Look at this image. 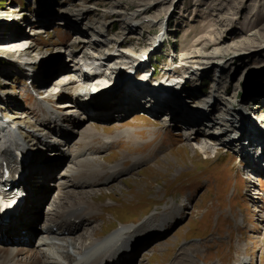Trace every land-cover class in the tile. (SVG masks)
Returning <instances> with one entry per match:
<instances>
[{"label":"rangeland","instance_id":"rangeland-1","mask_svg":"<svg viewBox=\"0 0 264 264\" xmlns=\"http://www.w3.org/2000/svg\"><path fill=\"white\" fill-rule=\"evenodd\" d=\"M62 14L66 15L65 25L78 30H71L76 37L93 34L94 40L84 45L76 44L73 48L70 30H56L59 29L57 24L62 27L64 22V19L55 22L59 20L57 15ZM45 16H48L47 22L42 19ZM69 19L71 22L67 24ZM77 20L81 27L77 26ZM13 33L23 39L19 44L25 47L22 53L18 49L20 47L9 45V42L18 40L12 36ZM61 42L68 45L61 46ZM29 43L31 47H26ZM261 47H264V0H0V89L4 90L0 92V117L2 120L10 119L15 129L21 127L23 134L28 135L23 139L27 146L32 148L33 140L34 143L38 141L33 136L44 134L49 137L39 138L37 150H44L46 146L58 150L63 147L61 153L68 156V143L65 145L64 138L59 137L62 145L50 144L59 138L53 132L56 130L54 126L48 125L45 129L43 110L37 107L38 100H48V106L57 110L60 109L58 104L69 100L67 95L74 96L79 107L91 102L114 105L121 100L124 92L119 93L122 89H127V92L133 89L129 83L133 68L139 63L145 68L155 65L159 74L170 77L169 85L163 84L162 87L175 89L178 85L174 87V83L180 85L178 87L181 88L176 89L179 96L175 101L184 105L190 113L187 114L189 119L191 112L199 115L200 108L209 104L213 117H217L210 124L202 117L200 122L187 124L206 128L209 125L208 131L217 136L218 129L226 127L220 122L225 124L231 120L235 128L224 132L222 129L221 137L225 138L227 133L234 136L240 133L238 129L243 130L244 137L238 138L240 140L234 146L242 148L238 152L226 146L217 147V138L213 142L202 134L185 139L145 112L134 115L133 111V116L128 119L130 122L125 123L120 119L113 122L112 116L105 117L111 119L102 116L83 122L77 119L75 129L94 122L95 125H91L95 126L94 131L90 133L95 134L93 151L105 169L122 160V167L127 171L113 182L90 189L98 205V214L71 237L77 238L85 228L94 226L96 236L101 238L111 235L114 229L126 227L120 226L123 223L132 229L133 225H144L153 213L157 217L162 215L165 207L170 205L179 207L174 218L180 216L182 219L178 218L169 235L154 241L160 243L158 246L155 243L148 253L143 248L136 261L135 257L131 258L129 264H184L188 256L189 264H236L242 257L246 258L243 264H259V261L264 262V180L261 177L253 181L248 179L241 153L246 146L256 147L264 157V48ZM73 49L77 51L73 53ZM90 50L92 52H87ZM84 51L88 55L102 56V59H87L89 64L85 71L92 77L87 82L81 81L80 88L88 93L85 95V91L73 89L74 83L59 92L61 88L57 84L64 78V71L56 72V64L85 67L79 57ZM148 52V58L144 57ZM218 55L224 60L216 65L212 62ZM70 59L75 63L71 64ZM109 60L112 61L108 63ZM16 63L37 67L34 66L36 69L27 77L25 69L19 70ZM199 65L203 67L199 69ZM93 70H99L100 76L89 73ZM35 75L37 82L30 85V79L33 80ZM74 77L80 80L78 75L74 74ZM39 90L47 95L39 96ZM154 91L161 93L158 89ZM51 93L54 97L50 96ZM59 95L66 99H59ZM98 95L100 98L94 99ZM212 98L217 99V103L210 102ZM160 100L166 103L170 96H163ZM211 105L217 107L215 111L223 109L221 116L214 114ZM36 109H40L38 115L34 114ZM75 109L71 112L81 117L82 111L78 107ZM237 111H245L243 123L236 117ZM165 115L168 112L165 111ZM35 128H41L42 133ZM100 136L109 137L114 142L103 150L105 144ZM76 140L77 135L72 143ZM48 156L52 157L51 151ZM136 161L139 163L132 167ZM255 162L254 158L250 159L249 167L257 168L258 163ZM60 163L58 161L51 166L53 162L50 161L44 166L56 168ZM36 164L41 166L38 159ZM61 169L62 165L48 179L52 187L45 194V199L53 193L52 190H56L54 183L56 175L62 174ZM79 196L89 200L85 193ZM45 199L42 206L48 200ZM101 206L102 214L96 220ZM173 207V211L169 210L171 214ZM46 208L44 205L43 210ZM36 220L34 226H39L35 229L39 232L45 220L41 215L36 216ZM35 236L39 237L32 233L26 237L36 241ZM29 244L26 247L30 252L37 248L36 242Z\"/></svg>","mask_w":264,"mask_h":264},{"label":"bare ground","instance_id":"bare-ground-1","mask_svg":"<svg viewBox=\"0 0 264 264\" xmlns=\"http://www.w3.org/2000/svg\"><path fill=\"white\" fill-rule=\"evenodd\" d=\"M47 17L45 16L42 19H44L47 22L48 21V19H46ZM44 20L42 22H44ZM60 21L61 20L59 19L58 21L55 22L59 23ZM70 22L71 21L69 19L67 20L66 23L68 24ZM13 35L17 37L18 40L15 39L16 42L15 41L9 42L10 43L9 45L14 46L12 48L20 47L18 49L22 53V50L25 49V47L22 48L21 45L19 44H21L23 39L19 38L20 36H18L15 33H13L12 36ZM79 36L81 39L79 37H76L75 40L78 41L82 39L84 41L87 40L85 39L86 38L85 35H84L85 37L81 35ZM28 45L29 47H31V44ZM28 45H26V47H28ZM80 56L83 59L82 61L84 62L85 67L80 66V68H78L77 66H73V65L72 66L69 65L68 67H63L64 64L63 65L56 64L54 68L56 72L64 71L63 73L64 78L59 80V83L57 84V87L61 88L59 92L60 91L63 92V90L67 89V86L71 83H74L75 88L73 89L76 90L78 88L77 91L79 92L85 91V89L80 88L81 81L84 80L85 82H87L86 80L89 77H92L90 76V74L87 73L82 74L83 71L86 70L87 68L86 65L89 64V62H87V59L90 58L98 59L99 56L88 55L85 51L82 52V54H80L79 57ZM122 56L125 57L123 53ZM220 56L221 55L216 56L212 63L215 62L216 65L217 63H222V60L224 59H220ZM99 59H102V56H100ZM112 60H109L107 62L109 63ZM69 61L71 62V64L73 62L75 63V61L71 59ZM197 64H201V63L197 62ZM200 67L203 66L199 65V69ZM90 73L96 76H100L101 72L99 70L98 71L93 70ZM74 74L76 76L78 75L79 78L82 74L83 77H81L79 80L78 78L76 79L74 77ZM195 74L196 73L194 72V75ZM126 76L129 77L128 75ZM35 78H37L36 75ZM30 82H34V81L30 79ZM138 82L140 83V81H136L134 78L133 80L129 79V83H131L133 87H135V85ZM143 82L144 81H142V83ZM162 85L163 84L160 83L159 88H157L159 92L160 90L162 92L166 91L168 92V94L172 92L169 95L170 101H168L169 100L168 99L167 100L168 102L166 101V103L162 102L160 98H157V96L159 95L156 96L155 95L156 93L155 94L153 93L151 95L150 93L151 89L147 87L137 88L136 91L132 90L130 92H124L121 100H119L114 105L110 104V106L109 103L96 104L91 102L89 104L80 103L81 105L79 107L78 106L79 104L77 103V100H75V97L72 95H67V97H69V100L68 101L66 100L64 104L62 103L58 104V105H62L61 109L63 111H60L61 109L57 110L55 107H53L52 109V107L48 106L47 104L48 100H38L37 107L42 108L43 110V119L46 126L45 129L49 127L48 125L54 126V129L56 130L58 129L57 131L55 130L53 132L56 134V136L64 138L66 140L65 145L68 143L67 148L69 149L68 156L65 153H61L64 155L63 156L64 160L67 159L69 160V162L62 169L63 170L62 174L63 175L66 174V175L63 177L62 181H60L59 183H55L56 185L54 187L56 188V190L54 189L52 190L53 193L51 192L52 198L54 199L55 203L53 204L52 209L48 208V210L45 211L43 210V212L48 213L47 214L48 218H46V220L44 219L45 221L44 223H42L43 225L40 228L39 232H37L34 228L36 216H40L38 211L42 207L41 203H43L46 197L45 194L49 191V188H47L46 186L47 180L53 176L56 168L55 167L52 168L51 166L46 165L44 166L45 167L44 170V167L38 166L36 164V160H37L35 159L37 158L36 156H31L32 158H30L29 164H31L32 166L28 168L25 162L26 151H24L23 149L24 147L23 139L26 137V135L23 134V131L20 126L18 129H15L16 126L13 124V122H11L10 119L2 120L0 117V168L2 166L4 167L6 164L8 168H13L15 173L17 172V170L21 169L22 173L24 174L22 177H20L17 183L21 186L23 191H27V196H28L27 200H25L24 197L23 215L18 219L15 225L10 226L8 229L5 230V232L8 234L10 232L15 233L20 228L24 227L28 229V232H31L34 235L39 236L35 244L37 248L34 247L35 249L33 251L30 252L28 247L26 248L20 247L18 250L17 249L14 250L13 248H4L1 246V244H5V240L2 236V233L4 231H0L1 233L0 234V264H102L104 262H107L112 257H115L116 255L120 256L126 253L130 245L132 246V249H137L139 243L143 241V239L147 240L149 238H152L153 235H154L153 238L163 237L164 232L168 231L169 229V226L167 224L169 222H172L174 217L178 215L177 213L179 211V207L177 209L173 206L167 205L165 207L167 211H165L164 209L162 215L158 217L155 216V214L153 213L151 216L148 217L144 225H133L134 228L132 229L127 225L126 227H122L118 230L116 229V231H113L114 233L112 232L111 235L110 234L109 236L107 235L108 237L107 236H104L103 238L97 237L96 236L97 230L95 228L96 226L91 227V229L85 228L81 233L78 234L77 238L71 237L74 236L79 230H81L83 225L88 224L90 218L98 214V207H97L98 205H96V203L94 202L95 197L92 193V190L100 186L106 185L112 180L114 181L117 177H120V174L127 171V168L122 167L123 164L121 162L122 160L120 162L119 161L116 162L115 165L114 164L109 165L108 170L105 169L106 166L102 162L98 161V156H95L93 151L94 148L93 139L95 134L93 133L94 134L93 135L90 133L94 131L95 126H91V125H95L93 124L94 122H90V124L85 123V126L83 127L81 126L82 128L75 129L77 118L73 117V114L75 115V113L71 112V110H76L75 108L78 107V109L82 111L83 115H81V117H79L78 114L76 115H78V119H80V121L83 122V121H89L88 120L89 118H97L102 116L114 117L113 112H125L129 109L130 110L134 108L137 109L139 107L147 108L148 105L150 107V105L152 104L153 105L152 107L156 108L153 110L166 111L170 115L172 113L171 116H173L172 119L174 121L189 125L190 127L187 128V130H192L195 126L194 125L191 126V124H187L186 122L197 123L202 121V118H205L204 115L202 114L204 111L200 109V112L198 113L199 115H196V113L192 114L191 112V118L189 119V117H187V114L190 113L186 111L184 105L182 103L177 104L175 99L176 97L179 96L177 92L178 90H176L177 88H179L178 87L180 86L179 84L174 83L175 85L174 87L178 85L177 88L175 89L174 88L167 89L166 87H162ZM87 93L88 92L85 91V95ZM60 95L58 96V98L59 99L63 98ZM50 96L54 97V94L51 93ZM171 96H173V99H171ZM141 97H144V99H141ZM47 98H49V96ZM54 102H57V100L54 99ZM206 102L209 101L207 100ZM210 102H213V104L215 102L217 103V99H213ZM208 106H210V104ZM212 106L213 105H211V108H213V111L215 112L214 114H218V116H221L220 114H222L221 112L223 111V109L219 108L217 111H215L214 109L217 107L216 106L212 107ZM99 109L107 112L98 113L97 110ZM87 112H93L94 115H90V114L86 115ZM244 112L245 111L235 112L236 117L239 119V121H242V123H243V117L245 119ZM214 118L217 117L215 116ZM116 122L119 121L117 120ZM209 122L211 123L212 121L211 120L207 121L208 124H210ZM220 124L226 126V127L223 126L221 128V130L223 129V132L224 130L227 131L235 128L231 124V120H228L227 122H225V124L220 122ZM71 125H73L72 128L74 127L73 131H77L76 132L77 140L74 141L73 143L72 140H74L76 135L73 133V131L72 132L68 131L69 128L70 130L72 129ZM208 126L207 128L206 126H203L206 128L205 130H203L204 131L203 136L205 137V139L216 140L215 139L216 134H212L211 132H209ZM238 132L240 133H236L234 136H229L230 134L226 132L227 136H225V138H223L222 136V138L225 140V142L227 143L230 142L231 145L235 146L238 144L240 140L238 138L244 137L243 130L238 129ZM211 135H213V138H210ZM100 137H101L100 139H102L103 143L105 144L103 150L106 149L109 143L114 142L109 137H105V136L104 137L100 136ZM64 151H66V149H64ZM262 156L263 155H260L261 158H264ZM252 158L253 157H251L250 159ZM137 163H139V161L133 163L132 167L137 165ZM250 168L253 169L252 167ZM254 169H258V165L257 168ZM27 170L31 172V175H33L34 178L28 176V173H26ZM2 180H3V175L0 173V182ZM81 189H86V191H80ZM80 193H85L87 195V198H89V200L86 201L84 200V198L80 197L79 196ZM40 205L41 207L37 208ZM171 207L174 208V212H172L173 214H171V212L169 211L172 209ZM36 210H37V214H36ZM161 211L162 210H160L159 213ZM62 215L64 216L63 218L65 219L72 218L74 219V221L61 223L60 220L62 218ZM31 241L30 243H33ZM70 248H73V250H70ZM239 249L242 250L241 247H239ZM27 250L29 251L26 252ZM240 250L239 252H242ZM243 251H245V248L243 249ZM189 257L190 256H188V259L185 260L184 264L190 263ZM245 262H246V258L242 257L239 260H237L236 264H243ZM125 263L126 262H121L120 264H125ZM175 263L177 264V262Z\"/></svg>","mask_w":264,"mask_h":264},{"label":"water","instance_id":"water-1","mask_svg":"<svg viewBox=\"0 0 264 264\" xmlns=\"http://www.w3.org/2000/svg\"><path fill=\"white\" fill-rule=\"evenodd\" d=\"M142 53H143V52H142ZM98 98H100V96H99V95H98V96H96V97H94V99H98ZM94 99H93V100H94Z\"/></svg>","mask_w":264,"mask_h":264}]
</instances>
